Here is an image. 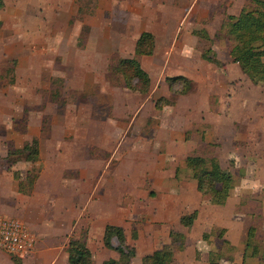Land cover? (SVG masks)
Masks as SVG:
<instances>
[{
  "label": "rangeland",
  "instance_id": "obj_1",
  "mask_svg": "<svg viewBox=\"0 0 264 264\" xmlns=\"http://www.w3.org/2000/svg\"><path fill=\"white\" fill-rule=\"evenodd\" d=\"M250 5L251 0H3L0 154L21 146L22 134L43 123L37 137L43 157L51 153L58 166L67 167L59 193L68 212L75 208V215L68 214L71 235L89 241L94 264L118 256L99 247L104 223L123 228L136 249L131 264L170 244L171 230L184 236L171 264H209V250L224 255L219 264H232L229 255L240 262L247 229L255 225L259 254L245 263L264 264V86L231 61V43L221 29L226 15ZM200 29L209 41L194 34ZM145 30L156 44L153 55L141 59L151 78L149 92L141 95L125 88L111 66L131 55ZM43 31L49 33L45 39ZM204 47L222 66L201 57ZM176 72L193 81L190 93L169 91L164 78ZM190 154L215 156L234 175L236 188L225 205L208 204L192 181L174 177ZM91 167L98 173L88 184L90 176L76 170ZM60 208L61 200H54L51 210ZM193 210L197 218L187 229L179 218ZM226 238L236 240L233 250L222 242Z\"/></svg>",
  "mask_w": 264,
  "mask_h": 264
},
{
  "label": "trees",
  "instance_id": "obj_2",
  "mask_svg": "<svg viewBox=\"0 0 264 264\" xmlns=\"http://www.w3.org/2000/svg\"><path fill=\"white\" fill-rule=\"evenodd\" d=\"M2 4L3 0H0V7ZM221 29L225 31V36L231 43L228 52L231 61L239 66L241 72L251 82L264 86V0H251V5L243 7L237 15H226ZM194 34L204 41L210 40L205 29L194 30ZM154 49V34L150 31H142L135 41L133 55L119 58L117 63L111 66V71L122 77L124 87L129 91L141 95L149 92L150 76L142 68L140 58L152 55ZM201 57L210 63L222 66V62L215 56V52L210 47L202 49ZM9 72H14V69H9ZM57 80L60 79L57 78ZM164 80L169 91L174 94L186 95L193 90V81L183 75L166 76ZM38 157L39 141L37 138H32L21 147L8 150L5 156H0V166L12 172L13 178L18 181V189L22 193L31 192L38 173L28 170L23 178L21 172L14 169V166L18 161L35 162ZM180 176L193 181L202 199L213 205H224L232 189L236 186L234 175L223 169L215 156L201 154L186 156L184 167H176L175 169V178L181 180ZM197 214L198 211L193 210L180 216V224L190 229L197 218ZM256 231L255 225H251L247 229L245 248L240 262L234 261L232 255L227 256L232 264H246V258L258 256L260 247L257 243ZM223 232L224 229L221 230V233ZM169 235L170 244L143 255L142 264L172 263L175 251L183 248L184 236L182 233L173 230L170 231ZM131 237L137 238L136 231L132 232ZM222 242L228 244L229 249L233 250L234 247L229 244L228 240H222ZM102 244L118 254L117 258H107L102 261V264H131L132 258L136 255L134 245L127 243L126 234L121 226L107 224L104 227ZM66 252L67 264H94L93 254L84 239L70 238ZM223 257L222 253L209 250V264H219ZM11 258L14 264H26L18 255L12 254ZM262 259L264 260V252Z\"/></svg>",
  "mask_w": 264,
  "mask_h": 264
},
{
  "label": "crops",
  "instance_id": "obj_3",
  "mask_svg": "<svg viewBox=\"0 0 264 264\" xmlns=\"http://www.w3.org/2000/svg\"><path fill=\"white\" fill-rule=\"evenodd\" d=\"M48 30H50V27H48ZM46 36H49V33L45 35L43 31V33L41 34L42 39H45ZM134 45H135V42L132 46L130 56L133 55ZM130 56H127V57H130ZM144 57H149V56H142L140 58V63H141V59ZM28 60L30 63H33L35 61V58L31 57V59L29 58ZM175 75L185 76V74L181 72L172 73V74H169L168 76H175ZM53 78H62V77L57 75ZM42 125L43 123L41 121L39 123L35 122L33 127H30L28 129V132L23 133L22 136H24V138L21 141L22 145L26 141H29L32 138H37L38 136H40ZM79 126L80 128H82L81 125ZM13 137L14 136H12V138ZM17 137H18L17 139H19V135ZM44 137L46 138V141H48V143L56 142V140H53V141L49 140L50 136H44ZM12 138H10L9 140H11ZM1 139L2 138L0 137V141L4 143L5 140H1ZM38 141H39L38 160L35 162L18 161L16 165L14 166V169H18L21 172L23 178L25 177L26 172L28 170L35 169L34 171L38 173L37 179L35 180L33 184V188L30 193L26 194V193L20 192L18 189V181L13 178L12 172L0 166V216L15 217V218L22 220L27 226V228L30 230V232L33 234L34 240H35L33 248L30 249L29 251H26L18 255L19 257H21L24 263L26 264H67L66 247L68 245V241L70 237H72L71 234H73L71 233L72 231L69 228L70 224H72L73 222V219L69 218L68 216L70 214L71 215L76 214L74 212L75 208H71L69 212L67 211L66 206L68 202L65 201L66 199L64 196V192H61L62 194L59 193L62 188L63 189L65 188L64 183L66 182V178H64L63 176H64V171L66 170L67 167L58 166V161H56V159L50 155L51 153L48 154L47 157H43V152L41 150V140H38ZM21 146H18L16 148H19ZM6 154H7V151L3 155L0 154V156H5ZM185 158H184L183 164L180 166L178 165L176 167H181V168L184 167ZM97 173H98V169L92 168V167L91 168H77L76 170V174L79 176H90V181L87 182L88 184H91L95 180V176H97ZM174 177H175V171H174ZM192 183L196 190V184L193 181ZM235 188L236 186L234 187V189ZM234 189H232L230 196L228 197L226 203L231 198V194ZM197 193L200 195L198 191ZM56 199L61 200V208L55 214V212L51 210V206H52V202ZM216 206H222V205H216ZM72 207H75V203H72ZM71 211H73V213ZM82 213H83V209L80 214ZM87 219H91V217ZM76 222L77 221H75V224L77 225L78 222L77 223ZM81 222H79V224H81ZM107 224L109 223H104L102 229L100 230L98 234L99 239L101 240H102L104 227ZM117 226H120V225H117ZM72 229H73V226H72ZM226 239L228 240V242H230V245L235 246L236 244L235 239L234 240H232V238H226ZM99 244H100L99 247L101 248L103 245L101 241L99 242ZM87 246L89 247V249L91 250L93 254V251L91 247L89 246V241H87ZM103 249H104L103 251L109 250L106 247ZM11 257H12V254L0 249V264H14ZM108 258H115V257L112 256ZM105 259L107 258H103L100 260L101 264H102V261Z\"/></svg>",
  "mask_w": 264,
  "mask_h": 264
},
{
  "label": "built area",
  "instance_id": "obj_4",
  "mask_svg": "<svg viewBox=\"0 0 264 264\" xmlns=\"http://www.w3.org/2000/svg\"><path fill=\"white\" fill-rule=\"evenodd\" d=\"M34 236L25 223L15 217L0 216V249L13 255L29 251L34 246Z\"/></svg>",
  "mask_w": 264,
  "mask_h": 264
}]
</instances>
